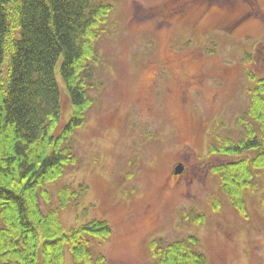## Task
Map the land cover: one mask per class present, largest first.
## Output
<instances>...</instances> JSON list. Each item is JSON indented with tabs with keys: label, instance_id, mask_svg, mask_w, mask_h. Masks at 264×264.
<instances>
[{
	"label": "rangeland",
	"instance_id": "rangeland-1",
	"mask_svg": "<svg viewBox=\"0 0 264 264\" xmlns=\"http://www.w3.org/2000/svg\"><path fill=\"white\" fill-rule=\"evenodd\" d=\"M106 1L117 26L100 44L102 85L73 137L79 162L61 180L88 192L80 207L61 211L66 227L108 219L105 264H156L154 238L190 235L208 264H264V175L241 212L214 171L238 157L209 152L213 134L241 137L236 118L264 77V0ZM64 108L67 117V96ZM182 163L188 173L172 176Z\"/></svg>",
	"mask_w": 264,
	"mask_h": 264
},
{
	"label": "trees",
	"instance_id": "trees-1",
	"mask_svg": "<svg viewBox=\"0 0 264 264\" xmlns=\"http://www.w3.org/2000/svg\"><path fill=\"white\" fill-rule=\"evenodd\" d=\"M113 15L106 0H0V264L106 262L99 247L112 224L91 218L67 228L61 211L80 207L88 185L61 180L79 162L73 137L95 102L91 90L102 85L100 44L116 29ZM249 91L236 118L241 137L213 134L209 145L212 154L238 157L214 171L241 212L246 190L264 175V77ZM201 246L196 235L151 241L156 264H208Z\"/></svg>",
	"mask_w": 264,
	"mask_h": 264
},
{
	"label": "flooded vegetation",
	"instance_id": "flooded-vegetation-1",
	"mask_svg": "<svg viewBox=\"0 0 264 264\" xmlns=\"http://www.w3.org/2000/svg\"><path fill=\"white\" fill-rule=\"evenodd\" d=\"M166 69H168L167 67H165ZM192 82H193V78H192V80L191 81H188L185 85H182L181 86V90L183 91V93L185 94V92L189 89V86H191V84H192ZM199 81H197L196 80V83L194 84L195 85V87L197 88V86L199 87ZM188 87V88H187ZM199 89V88H198ZM199 91V90H198ZM178 163H181V162H178ZM183 164V163H182ZM212 165H214V163L213 162H207V163H205V165H203L204 166V168H209L210 166H212ZM176 166V165H175ZM200 167H202V166H200ZM199 167V169H201ZM202 171H204L203 169H202ZM192 174H194V173H196V171L195 170H191L190 171ZM171 173H172V176H175V177H181V176H185L187 173H188V169H187V167L183 164V171L181 172V173H176V167H174L172 170H171ZM195 175V174H194Z\"/></svg>",
	"mask_w": 264,
	"mask_h": 264
},
{
	"label": "water",
	"instance_id": "water-1",
	"mask_svg": "<svg viewBox=\"0 0 264 264\" xmlns=\"http://www.w3.org/2000/svg\"><path fill=\"white\" fill-rule=\"evenodd\" d=\"M183 171V165L182 164H178L176 166V173H181Z\"/></svg>",
	"mask_w": 264,
	"mask_h": 264
}]
</instances>
